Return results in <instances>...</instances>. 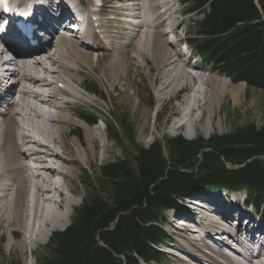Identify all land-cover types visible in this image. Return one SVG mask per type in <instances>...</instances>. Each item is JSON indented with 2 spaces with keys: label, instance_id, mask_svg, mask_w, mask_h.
Listing matches in <instances>:
<instances>
[{
  "label": "bare ground",
  "instance_id": "obj_1",
  "mask_svg": "<svg viewBox=\"0 0 264 264\" xmlns=\"http://www.w3.org/2000/svg\"><path fill=\"white\" fill-rule=\"evenodd\" d=\"M76 1L83 6L82 0ZM86 3V8L94 7L90 11L99 18V26L94 27L97 22H93L88 35L90 39L77 42L58 36L55 26L70 19L73 7L62 4L59 7L61 16L55 18L49 10L56 3L47 0L46 7L40 3L34 8L31 22L35 28L40 27L52 35H46L44 40L38 36L35 38L36 47H32L11 31L6 36V51L0 50V215L3 227L5 224L8 228L20 230L13 231L12 235L19 238L21 234L22 238L10 243L11 248L15 246L22 253L28 245L35 250L36 245L45 243L48 232L66 226L70 219L68 211L76 204L67 200L68 189L65 194L63 185L67 187L66 182L74 178L73 166L88 164L86 143L90 144L93 154L96 151V139L102 131L95 125L97 116L87 115L82 109L94 106L95 100L87 94H93L102 101L105 96L85 83L87 72H100V77L109 79L116 88L136 62L142 60L149 65L151 60L156 69L170 68L158 88L160 101L164 94L171 100L179 98L189 88L192 91L194 85L204 86L200 97H189L183 101L185 111L178 108L171 123L175 132L187 126L198 134L202 128L205 137L212 134L213 127L209 123L213 124L221 100L228 95L236 103L240 93L230 89L232 84L226 77H202L188 71L198 66L191 59H185L182 53L174 51L173 43L179 44L180 41L162 40L170 32L159 30L164 23L159 0H90ZM134 18L141 22L135 24ZM97 29L104 38L96 34ZM170 29L176 39L177 29ZM11 43L25 49L19 51L17 60L9 56L8 52L15 50ZM196 111H201L203 117L196 118ZM83 114L93 124L92 127L85 125V136L77 130ZM205 115L206 122L203 121ZM217 126H222L220 119ZM192 137L186 134L187 139ZM103 145L105 151L106 146ZM49 164H56L55 169ZM55 177H60L64 184L56 183ZM26 189H29L30 205L25 201ZM50 195L58 200L51 201ZM47 202L51 204L48 209L45 208ZM225 206L228 208L219 204L212 207L215 212L224 214L222 222L206 219L195 233L177 232L170 224L171 232L177 236L172 249L180 254L172 250L166 253L178 258L179 264H264L261 262L264 246H258L259 254L251 260L231 251L224 236L232 240L243 234L245 229L241 227L229 232L228 225H231L235 211L227 203ZM61 210L63 217L58 213ZM185 217L193 219L190 215ZM208 229L218 232L217 237H223L220 242L213 245L203 239L202 232ZM247 233L254 240V232L247 230ZM223 249L230 251V255ZM255 249V246L247 248L251 253Z\"/></svg>",
  "mask_w": 264,
  "mask_h": 264
},
{
  "label": "trees",
  "instance_id": "obj_2",
  "mask_svg": "<svg viewBox=\"0 0 264 264\" xmlns=\"http://www.w3.org/2000/svg\"><path fill=\"white\" fill-rule=\"evenodd\" d=\"M184 1L200 15L190 43L201 59L233 83L264 92V0ZM147 97L153 108L150 92ZM118 122L121 133L108 123V138L123 158L99 168L71 225L52 234L36 264L160 263L166 213L190 196L246 191L249 203L264 210V127L144 147L126 116Z\"/></svg>",
  "mask_w": 264,
  "mask_h": 264
},
{
  "label": "rangeland",
  "instance_id": "obj_3",
  "mask_svg": "<svg viewBox=\"0 0 264 264\" xmlns=\"http://www.w3.org/2000/svg\"><path fill=\"white\" fill-rule=\"evenodd\" d=\"M85 1L88 2L90 0H85ZM159 2L162 3L163 8H161L160 11L163 13L164 16L163 26H160L161 28H159V30L170 31V28H176L178 38L182 39L183 40L182 42H184L185 40V42L188 43L187 41L192 40L193 37L191 36L192 32L190 29L193 26V23L200 19V16L198 14H188L187 13L188 7L182 3V0H159ZM134 19H135L134 20L135 24L141 22L136 18ZM162 40L165 42L166 41L175 42L177 41V38L174 39L169 35L167 37H164ZM175 44L176 43H173L174 51H178L182 53L185 59H191L193 64L195 63V65L198 66L196 69L193 68L194 72L192 73L194 75L196 76L202 75V77H209L210 75L222 76L220 74L214 73L213 70L209 67V65L205 63L196 54V52L192 49V47H189L188 50L186 48V52H185L182 50L183 47L185 48V46L178 44L175 45ZM169 69L170 68L167 67L156 69V67L154 66L151 60L149 65H147L145 61L142 62V60H139L138 62L135 63V65H133L130 68L128 74L124 78L125 80L121 81L123 84L120 83L116 88L112 86V83L111 81H109V79L108 80L102 79L100 77V72L96 74L87 72L86 73L87 77H85L86 79L84 80L85 83L87 85H91L92 87L93 86L96 87L97 91L99 93H102V95L104 94L105 97H104V101H102L97 99L96 96H92L93 94L92 95L87 94L90 97V99L95 100L94 106L91 108L90 107L84 108L82 109V111L83 112L91 111L92 113H94L95 116L96 115L100 116L105 122L114 123L115 128L120 133L121 130L118 124L119 123L118 120H120L123 116H126V118L130 120L132 126L135 129L136 143L144 147H149L154 142L158 140L161 141L165 138H176L178 136H181L187 141H194L199 137L208 140L214 135H225L227 133L234 131L236 128H241L248 125H254L257 128L264 127V92L254 88H248V86L245 83L235 84L232 81H230L232 84L230 89L233 90V92H237V91L240 92L238 95V100L236 103H234L232 98L228 95L221 100V103L217 107L215 116L212 120L213 124L209 123V125L213 127V130H211L212 134H210V136L205 137L202 128H199V133L195 134L194 132L191 131L192 129H190L187 126L183 127L178 131L176 130L175 132L172 129L171 122L172 120H174V113L178 112V107L175 102L176 99L178 98L175 97L170 100L166 96V94H164L162 95L163 100L160 101L159 93H158V88L161 87V82H163V80L165 79L166 72ZM199 87L201 88L202 91H204V86L200 85ZM176 91L174 92L176 93ZM189 91H191L190 88L183 93H187ZM202 91L200 92L201 95L203 93ZM146 92H150L152 99L154 100L155 106L152 109L146 104V100H145ZM182 94L179 95V99H184L185 95L183 94L184 95L183 96ZM185 108H183L182 110L183 112L185 111L184 110ZM201 116H202L201 111L195 112L196 118H200ZM219 119L222 121L221 128L217 126V122ZM206 120H207V115L204 116L203 121L206 122ZM95 125H97V127H99L102 131L103 124L96 123ZM84 127L85 125L80 123V126L77 128V130L81 134H83V136H85ZM188 133L193 135L192 139L186 138V134ZM95 145H96V151L94 152V154L96 156L91 151L90 144L86 143L85 149L87 150L88 153L89 162L86 165H82L81 163H78V166H73L76 177L74 176V178L71 181L66 182L67 187L64 186L65 185L64 182L58 183V184H64L63 185L64 192L67 188L68 192L74 195V197L70 196L71 197L70 198L69 195L66 194L65 192L67 200L68 201L73 200L76 205H74V207L71 209L72 210L71 214H70L71 210L68 211L70 215V219L66 223V226L56 228L53 231L48 232V235L50 233L52 235L55 232L64 231L70 226L72 218L74 217V210L77 209L82 204V200L85 197H87L89 191L88 190L89 183L95 184V182L98 181L99 168L106 163H110L120 158H123L121 149L117 147V145L113 141H110V139L108 140L106 137V133L103 131L101 132L100 137L96 139ZM102 145L106 146L105 151ZM130 154L131 151L130 149H128L127 155ZM205 197L209 198L210 201H216V202H219V200H223V199L234 201L235 197H238L239 203L237 204L240 206V208L242 207L243 196L242 197L232 196L231 194L228 193L224 194L222 192L220 194H216V195L211 194ZM45 208H49L48 203H45ZM58 213L63 217L62 210L58 211ZM170 214L172 213L167 212L166 214L167 218L169 217ZM261 221L264 223L263 218ZM2 222L3 220L0 215V264H36L38 262L39 257L46 256V251L48 249L47 245L49 244L50 238L48 239L47 242L45 241V243L43 244H38L35 247L33 246L35 248V251L30 257L28 253L29 247H31L30 245H28L29 247H27L25 252L23 253L17 250L15 246L11 248L10 242L15 243V241L20 240V238H22L21 237L22 235L20 234L19 238H16L15 236L12 235V232L13 231L20 232V230H16L18 228H13V227L12 228L9 227L10 228L9 229L8 227L5 226V224L3 227ZM163 226L169 238L166 244L160 246V251L164 255L163 264H179L178 258L166 253L169 250H172L173 252H178L172 249V246L176 244L177 236L171 232L172 227H170L168 223H166ZM9 248L11 249L9 250Z\"/></svg>",
  "mask_w": 264,
  "mask_h": 264
}]
</instances>
